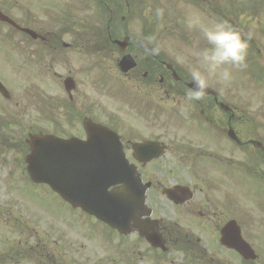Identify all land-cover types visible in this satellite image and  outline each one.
Masks as SVG:
<instances>
[{
    "label": "flooded vegetation",
    "instance_id": "flooded-vegetation-1",
    "mask_svg": "<svg viewBox=\"0 0 264 264\" xmlns=\"http://www.w3.org/2000/svg\"><path fill=\"white\" fill-rule=\"evenodd\" d=\"M154 5L165 10L162 20L152 18L150 8ZM171 10L176 12L175 17L169 16ZM0 11L34 34L4 20L0 24L34 40L40 47L39 56L47 50L48 64L38 59L36 67L43 106L27 101L26 113L31 107L50 114L47 109H57L62 124L76 129L66 138L86 139V121L106 125L120 135L129 165L147 188L144 211L130 234L66 203L84 218L114 231L120 240L128 237L124 247L122 242L115 244L112 240L109 247L100 246L104 254L94 260L93 232L88 227L89 264H103V260L109 264H189L179 261L175 249L188 258L192 254L199 264H207L208 248L215 252L225 249V256L231 251L233 260L235 257L240 264H253L225 247L221 232L235 220L242 236L251 243L253 232L244 228L247 224L235 213L238 207L247 215L246 221L248 214L251 216L245 193L257 195V201H251L255 204L252 214L264 221V0H0ZM217 20L227 21L242 34L252 33L248 67L243 71L233 69L232 79L226 84L213 82L202 101L184 102L185 89L190 86L188 67L198 65L199 53L206 47L200 26ZM140 36L153 37L160 47L159 55L146 52L138 41ZM174 37L175 43L171 42ZM125 59L126 66H122ZM131 60L135 61L132 67ZM66 78L73 84L71 91L65 85ZM114 86L121 91L115 90L121 99L115 100V93L109 90ZM49 88L55 97L49 92L48 96ZM62 88L66 101L57 96L56 91ZM2 97L10 101L13 95ZM44 99L49 101L47 107ZM17 104L10 109L21 106ZM127 109L139 115L142 128L139 122L130 124L125 117ZM9 112L0 110V116ZM9 125L5 124V129ZM31 127L29 135L48 133L43 127ZM144 127L152 130L145 132ZM12 130L8 128L5 133ZM140 145H150V152L155 147L160 154L148 159L146 152L136 151ZM28 153L21 157L20 174L12 175L16 184L11 190L19 194L9 205L0 206V264L35 256L40 251L34 253L35 247L45 249L43 230L38 227L42 222L39 206L33 204L29 209L30 220L18 210V196L24 199L26 192L28 199L36 197L39 185L28 173ZM248 177L259 186L239 189L247 201L243 205L231 198L229 190L238 182L244 187L243 178ZM216 191L224 194L222 204L205 193ZM197 193H205V197ZM153 238L160 241L155 244ZM30 240L33 243L25 250L24 244Z\"/></svg>",
    "mask_w": 264,
    "mask_h": 264
},
{
    "label": "rangeland",
    "instance_id": "rangeland-1",
    "mask_svg": "<svg viewBox=\"0 0 264 264\" xmlns=\"http://www.w3.org/2000/svg\"><path fill=\"white\" fill-rule=\"evenodd\" d=\"M156 8L157 7L155 5L154 7L152 6V8H150L153 19H157L154 14ZM175 15L176 12L171 10L169 16L175 17ZM174 40L175 37L173 40H171V42L175 43ZM39 49V45L34 40H30L28 36L24 37L18 32H14V30L11 29L7 24H0V79L4 81V84H6L10 89L11 95H13V98L10 101L4 99L2 95H0L1 112L11 111L9 112L8 116H0V206L2 208L3 206L9 205L13 200H15V196L19 194L16 192L13 194L11 190V186L16 184L12 179V175L20 174L19 169H21V157L23 153H30L31 148L27 145V139L29 132L32 131L31 126L39 128L43 127L48 131V133L52 132L58 136H66L67 134H70L76 130L74 128H70L67 123L65 124L66 126L62 124V121H60L59 118L60 116L56 114L57 109H47L51 111V114L45 110V112L50 114V116L46 115L44 111L41 113L36 107H31L28 110V113H26L24 110L26 107L24 104H27L28 102L38 104L41 107L43 106L41 94L38 88L42 83L38 77L40 72L36 67L40 62L38 59H45L47 61V50L42 52L43 54L39 56ZM177 57L180 58V55H177ZM45 64H48V61ZM64 67L65 65L62 64L63 69ZM63 89L64 88H62L60 91L57 90L56 92L58 93L57 96H59V98L65 97L66 101V93ZM109 90H112L113 93H115V90L121 92L120 90H117L115 86ZM48 92L51 96H54V90L52 91L49 88L47 90V93ZM114 95L115 100L121 99L117 93ZM48 102V100L44 99V103L46 104L45 107L48 106ZM17 103L21 106L19 108H13L12 106H15ZM10 105H12V110L9 107ZM260 114V112H257L256 116H260ZM126 116L131 120L129 121L130 124L132 123V125L135 126L137 124L132 121H136L140 123L139 125H141L142 122L139 118V115L136 117V115L133 114V111L127 109L125 117ZM9 123L10 125L7 126V129H5V124ZM140 127L142 128L143 126L141 125ZM8 128H13V130L7 134L5 132L8 130ZM143 129L145 132L152 130L149 127H144ZM37 131L39 130H36V132ZM20 143H22L21 146L19 145ZM23 172L24 174H27L26 170ZM204 176L206 175H202L201 179ZM243 179L246 183L244 187H242L241 183L238 182L237 185L232 184V189L229 190L231 198L234 199L235 202H241V204L247 203V201L242 199L239 189L258 188L259 186V184L253 182L249 177ZM36 188V197L34 196L33 198L28 199L26 192L24 193V199L18 196L20 200L18 210H22V213L26 214L25 216L27 220H30L29 217L31 213L29 209H32L31 206H33V204L39 206L40 213L42 214V222L38 225V227L42 228L43 230L42 234L45 249L43 251L42 246H40V248L35 247V251L33 252L35 253L38 251V249H40V251H38L39 254H36L35 256H31L30 254L28 259L15 262L14 264H89L90 261L87 244L89 241L87 234L88 227L91 232H93V238L91 240V253L94 255V260L101 254H104L102 247L100 246L106 245L109 247L111 240L114 241L115 244H121L122 242L123 247L124 244L129 242L126 240L128 237L120 240L119 236L115 234L114 231L107 229L100 222L88 217L84 218L80 211H74L66 204V201H63L62 198L55 191H52L48 185L42 183ZM28 189L31 192L33 190V188L31 189L30 187H28ZM204 191H207V189ZM205 193L210 195L211 200L214 198L217 204H222L221 197H223L224 194L220 193L219 191ZM205 193H197V195H199V197H205ZM245 195L250 203L249 212L251 216L248 214V219L246 221L247 215L244 214L242 209H238V207H236L235 213L238 215L240 214L247 224L244 226V228L253 232L254 234L251 243L258 252L259 259L253 261V264H264V221L256 216L253 217L252 214V208L255 204L251 203V201H257V195L254 193H245ZM12 206L13 209H15V205ZM24 207L25 209H23ZM251 217L252 220L250 219ZM66 219L72 222V225L74 226H72L71 223ZM55 237H57L59 240L53 242ZM29 238L32 239V237ZM34 238L38 239L36 235ZM31 243H33V240H30L27 244H24L25 250H29ZM222 250L223 251L221 252H215L208 248V250H206V263L226 264L228 261L232 264H235L237 261L240 264L238 258L234 257L233 260V253L231 251H229V253H227L228 255L225 256L224 252H226V250ZM174 254H177V257H180L178 258L179 261L182 260L185 263L190 261L189 264H199V261L196 262L194 260L192 254L188 258L187 256L185 257L181 251L176 249ZM211 255L214 257L213 259H210ZM169 256L171 255L169 254ZM102 263L109 264L105 260H103Z\"/></svg>",
    "mask_w": 264,
    "mask_h": 264
},
{
    "label": "water",
    "instance_id": "water-1",
    "mask_svg": "<svg viewBox=\"0 0 264 264\" xmlns=\"http://www.w3.org/2000/svg\"><path fill=\"white\" fill-rule=\"evenodd\" d=\"M0 20L15 24L1 13ZM126 62L125 59L123 66ZM0 90L7 95L1 84ZM86 131V141L42 133L32 135L28 170L34 181L47 183L74 207L79 206L118 231L129 233L133 221L138 222L144 211L146 187L129 165L118 134L92 123L86 124ZM142 146L136 147V151L146 152L148 159L158 156L155 147L150 152V145ZM225 226L222 242L245 257L253 256L240 227L234 221ZM151 241L157 244L160 240Z\"/></svg>",
    "mask_w": 264,
    "mask_h": 264
},
{
    "label": "clouds",
    "instance_id": "clouds-1",
    "mask_svg": "<svg viewBox=\"0 0 264 264\" xmlns=\"http://www.w3.org/2000/svg\"><path fill=\"white\" fill-rule=\"evenodd\" d=\"M155 17L162 20L163 8L155 9ZM191 28V22L188 24ZM200 37L206 43L199 53L197 66H189L190 86L185 89L183 101L187 103L202 101L213 82L226 84L232 79V70L243 71L248 67L249 41L252 33L242 34L240 30L225 20H217L200 26ZM138 41L145 51L159 55L160 47L151 36H140Z\"/></svg>",
    "mask_w": 264,
    "mask_h": 264
}]
</instances>
